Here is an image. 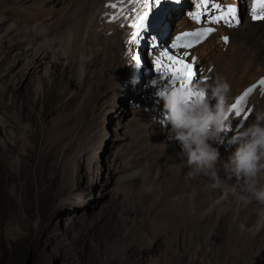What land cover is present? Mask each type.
I'll list each match as a JSON object with an SVG mask.
<instances>
[{
    "label": "bare ground",
    "instance_id": "6f19581e",
    "mask_svg": "<svg viewBox=\"0 0 264 264\" xmlns=\"http://www.w3.org/2000/svg\"><path fill=\"white\" fill-rule=\"evenodd\" d=\"M151 1L158 0H0L1 153L26 187L20 168H29L35 149L26 105L61 93L51 107L41 100L39 115H48L36 121L35 196L44 167L43 207L54 198L65 214L92 207L95 171L108 198L96 217L72 215L81 225L75 236L92 240L98 264H264V94L252 100L248 131L235 133L234 143L230 136L211 143L195 114L167 115V81L144 61L145 40L215 25L229 41L224 48L211 36L196 49L212 66L199 103L222 111L264 73V0H180L159 15H151ZM23 89L31 96H18ZM80 162L86 185L75 193Z\"/></svg>",
    "mask_w": 264,
    "mask_h": 264
},
{
    "label": "rangeland",
    "instance_id": "374dc122",
    "mask_svg": "<svg viewBox=\"0 0 264 264\" xmlns=\"http://www.w3.org/2000/svg\"><path fill=\"white\" fill-rule=\"evenodd\" d=\"M8 1L10 2L12 0ZM189 2L190 5L193 4L188 0V4ZM186 5V3H182L181 6L185 7ZM172 12V17H174V19L171 21V24L176 20L175 11ZM147 58L148 56L146 59ZM146 59H144V61ZM60 81L62 83H67L65 79L64 81H62V79ZM17 95L20 97L25 95L30 97L31 92L30 90L23 89ZM41 100L44 101L46 106L51 107L63 100V94L51 91L44 100L37 97L34 101H28L30 105H26L29 115H33V118L30 120L32 121V130L34 129L32 132V140L35 143V149L32 150L28 159H26L29 168L27 170L20 168V172L23 176L20 180H22V183L27 182L26 187L20 184L18 174L9 169L7 165L8 156H3L0 149V264H98L97 250L90 249L93 248L90 244L92 240L85 242L84 238L75 236V234L79 232L81 225L73 220L72 215V213H76L80 222L87 220L89 218L88 214L91 213H93V217H96L97 213L101 211L103 207L99 205L98 201H106L108 198V188L103 182L104 185L98 181L95 171H91L93 179L91 178L89 185L91 187L92 183V192L95 195L89 192V197L94 199L96 203V205L92 207L87 205L85 209L80 208V211H73L70 214H65L60 211V201L57 198L50 201V206L43 207V203L40 199L45 201L43 192L49 185V175L44 167H42L39 172L40 178L42 179L38 185V191H41L40 198L35 196L37 185L33 171L36 167L35 161L38 136L36 121L38 116L43 119L48 115L47 112L39 115V109L42 106ZM119 107H121V103ZM121 108V111L126 109L125 102ZM12 111L13 109L11 113ZM24 121L27 122L26 120ZM106 127L108 129H106ZM106 127L105 129L108 131V134L110 132V137L113 134H117L113 131V126L107 124ZM161 135L159 134L160 142L162 140L161 144L167 143V134L162 133ZM23 160L25 163V159ZM129 162L131 163V161L127 163ZM77 168L78 176L75 180V193H77L82 185H86L85 172L82 171L81 162ZM13 183L19 185V191L11 194L10 189L13 187ZM96 183L100 184V189L98 186H95ZM55 188H57V186H55ZM70 193V190L66 191V194ZM20 202H22L23 207ZM82 215L84 217H81ZM106 230L110 232L115 231L111 226L107 227ZM100 233L101 230H98L95 235L99 236ZM87 239L88 237L86 240ZM213 241H216V239H213ZM60 248H64V253L67 255L66 258L59 253ZM93 249H95V247Z\"/></svg>",
    "mask_w": 264,
    "mask_h": 264
},
{
    "label": "clouds",
    "instance_id": "9594fccd",
    "mask_svg": "<svg viewBox=\"0 0 264 264\" xmlns=\"http://www.w3.org/2000/svg\"><path fill=\"white\" fill-rule=\"evenodd\" d=\"M167 1L163 2V0H158L156 2L151 1L150 2V11H151V15H159L162 12H168L170 9L173 10L176 8L173 6H169V5H165ZM162 7L163 11L161 10H156V7ZM177 33V32H176ZM175 33H171V34H166L165 37L161 38L159 41H146L144 43V48L146 49L147 53H149L151 51V54L149 56V58L146 59L147 65H150V71L152 73H157L159 75V77L165 78L167 81V91L164 94V98L162 99V108L163 110L167 113V115L169 116H181L183 118H188L191 117L193 114H195L196 116V126L200 125L199 128L200 131L202 133L206 132L211 140L212 143V139L217 140L218 142L222 143L223 139L226 136H230L232 139V142L234 143L238 137H235L234 134L239 132V131H248V123H247V119L250 115L246 118L244 124L242 125H238V122H236V120H230L229 118L226 119H221L219 118L222 114L225 113V109L226 107L224 106V109L221 111V107L215 109L213 108L210 104L208 105H200V100L203 99V97L205 96V91L204 89L200 86V84L202 82H199V80H197L198 78L202 77L205 81V77L206 75L209 74L208 73H203L201 75H198V72H200L202 69L200 68V60L199 58H197V61L199 62L198 65H194V71H195V76L197 75L198 77H194V80L191 84H180L179 82H170L168 81V78L163 75L164 72L162 71L161 66L154 68V64L157 62V59H160L162 61H166V63H168L169 58L171 57L172 54V50H170V52L167 50V48H169L167 46V41L169 38H171L172 35H174ZM169 38H168V37ZM153 46L154 48L152 49ZM165 52V54L163 56H161V54ZM167 58V59H166ZM164 65V64H163ZM166 67V65H164ZM200 76V77H199ZM203 81V82H204ZM199 82V83H198ZM174 92L175 95L180 94L182 97V93L186 92V95L188 96L187 99H185L182 103L177 101V96L176 95V100L174 99ZM238 93V92H237ZM236 93V94H237ZM229 96V95H228ZM191 98V99H190ZM254 98H257L255 96H253L252 98H250L249 102L251 104L252 110L254 108V102L252 101ZM259 99V98H258ZM223 98L219 97L216 99V101L222 102ZM157 103L152 102L151 106L156 107ZM197 108H200V110H198ZM221 111V113H219ZM203 112V113H201ZM203 115H205L204 119H200V117H202ZM206 115H207V119H206ZM215 117V121H212V118ZM202 120V122H201ZM224 126H223V124ZM80 165V163H79ZM79 167V166H78ZM78 169V168H77ZM78 171V170H77ZM94 186V185H93ZM95 186H98V188L100 189V184L96 183Z\"/></svg>",
    "mask_w": 264,
    "mask_h": 264
}]
</instances>
